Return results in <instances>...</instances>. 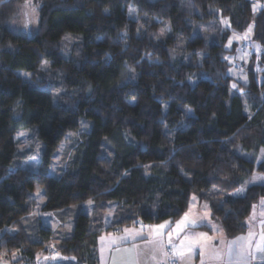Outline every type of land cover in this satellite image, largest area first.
<instances>
[{"label":"trees","instance_id":"trees-1","mask_svg":"<svg viewBox=\"0 0 264 264\" xmlns=\"http://www.w3.org/2000/svg\"><path fill=\"white\" fill-rule=\"evenodd\" d=\"M27 1L36 30L14 33L10 16ZM219 22L215 41L196 29ZM245 32L249 82L231 89L226 58L242 40L228 41ZM66 34L81 40L64 57ZM178 45L188 61L176 54ZM256 53L264 66V0H0V256L8 264H48L37 255L56 253L63 258L57 264H95L101 233L173 225L191 196L209 206L226 238L244 234L264 198V81H255ZM43 61L54 81L17 76L35 75ZM80 118L89 126L79 132L74 158L48 175L51 153ZM32 127L44 145L36 171L13 162L14 133ZM110 142L116 152L108 155ZM250 177L244 195L232 197ZM35 187L45 197L40 212L90 200L93 213L77 214L71 228L29 233ZM109 203L121 217L104 227Z\"/></svg>","mask_w":264,"mask_h":264},{"label":"crops","instance_id":"crops-1","mask_svg":"<svg viewBox=\"0 0 264 264\" xmlns=\"http://www.w3.org/2000/svg\"><path fill=\"white\" fill-rule=\"evenodd\" d=\"M245 189L239 193L237 190L231 196L241 197ZM86 202L93 203L92 211L94 202L90 200ZM202 204L203 202L197 200L173 225L169 220H165L157 225H129L101 233L94 248L95 264H125L129 256L125 249H133L134 246L135 250L141 253V264H169L171 260L174 264H202V251L204 253L203 264H264V198L253 207L247 219V231L231 239L226 238L220 224L211 219L209 206L206 204L208 207L206 209ZM115 209L116 204L114 203L112 209L114 213ZM64 211L40 212L38 210L31 215L32 217L25 218V221L33 218L34 214H54L56 212L60 214ZM186 214L187 219H185ZM113 220L114 216L107 225L103 224V226H108ZM64 221H60L57 228L62 227ZM181 221L184 223L178 228L177 224ZM193 221L195 224L192 223ZM72 224V222L67 223L68 228H71ZM159 225L166 226L159 229ZM125 229L129 231L126 232ZM157 232L160 235H157ZM199 233H205L206 239L192 243V239L196 238ZM172 246L176 247V252H173ZM229 247L232 250L231 255H229ZM180 251H183V256L179 255ZM164 252L167 255H164ZM216 252L221 253V259L210 258ZM153 255L156 257L155 260L151 259ZM0 264H8V262L0 256Z\"/></svg>","mask_w":264,"mask_h":264},{"label":"rangeland","instance_id":"rangeland-1","mask_svg":"<svg viewBox=\"0 0 264 264\" xmlns=\"http://www.w3.org/2000/svg\"><path fill=\"white\" fill-rule=\"evenodd\" d=\"M259 5L254 3L252 5V12L255 14L259 10ZM216 24H210L205 26L206 31H202L201 28H196L201 35L210 38L212 41L217 40L219 33L221 32L219 29L220 22ZM221 25H224L223 21ZM9 29L14 33H32L36 30L37 27V14L35 7L33 6L31 1H27L20 5H17L14 13L10 16V21L8 23ZM203 28V29H204ZM163 33H161V36ZM81 40L80 35L74 34H66L60 44L61 54L66 57L69 55L71 51V47L74 43H77ZM242 40V41H241ZM235 41H241L239 43L237 50L234 54L228 56L226 58L228 62L227 75L232 78L230 83V88L235 89L237 84H248V75H247V67L249 66L248 59L249 54L248 50L245 47L249 46L250 41V32H245L241 35H237L235 33H231L228 41V47L231 43ZM251 49L250 47L248 48ZM250 52V51H249ZM176 54L178 56L183 55L184 60L188 61L187 57L183 54V47L178 45L176 47ZM50 62L43 61L39 67V70L35 73V75H31L30 72L17 70L16 74L23 81H27L28 83L38 84L40 81H54V73L50 69ZM197 70L200 71V61L197 62ZM252 70L255 76V81L261 85L264 81V66L260 63V54L256 53V57L254 58V64L252 66ZM235 85V86H234ZM240 92L241 90L238 89ZM261 93H264V87L261 90ZM61 92V91H59ZM190 115V112H189ZM89 122L83 118L79 119V127L77 130L68 131L61 141L58 143L56 148L50 155V158L45 166L48 175L55 177L58 176L64 169H66L71 161L74 158L76 147L78 146L79 141V132L88 128ZM34 127L27 129H20L14 133L15 137V157L13 159L14 167L24 168L30 171H36L39 169L40 165H42V153L44 145L41 141L37 139H33ZM105 152L110 155L116 152V146L114 143H108V146L105 147ZM246 157V155H245ZM252 177L247 179L245 183L238 189V193L241 190H244L248 185L251 184ZM33 196L37 202V206L35 212L39 210L40 206L44 202V194L43 190L39 187H35L33 190ZM197 199L195 196H191L189 206L195 204ZM113 204L109 203L107 209L105 210L103 216V224L107 225L114 216L115 220L120 219L121 214L113 212ZM93 206L92 202H84L78 205L75 208L67 209L64 212L57 214L58 212L51 213H38L34 214L33 218L27 220L26 230L29 233H32L39 226L47 227L51 230H54L59 226L60 221H64L62 228L67 229L69 222H74L77 214L80 212L86 214H92L91 211ZM188 206V208H189ZM204 208H208L205 203L202 204ZM187 208V209H188ZM91 212V213H90ZM219 224V223H218ZM73 226V224H72ZM39 259L47 260L48 264H57L60 263L63 258H61L56 253H39L37 255Z\"/></svg>","mask_w":264,"mask_h":264},{"label":"snow or ice","instance_id":"snow-or-ice-1","mask_svg":"<svg viewBox=\"0 0 264 264\" xmlns=\"http://www.w3.org/2000/svg\"><path fill=\"white\" fill-rule=\"evenodd\" d=\"M234 86H235V85H234ZM185 219H187V214H186V216H185ZM166 223H167V222H166ZM183 223H184L183 221L178 222L177 227L179 228ZM192 223L195 224L194 221H193ZM165 226H166V225H159L158 228H159V229H163V228H165ZM125 231L128 232L129 230H128V229H125ZM157 235H160V233L157 232ZM185 239H189V238H188V237H185ZM202 239H206V234H205V233H199V234H197V237H196V238H193L191 242H192V243H198L199 240H202ZM238 239H240V238H238ZM182 243H183V242H182ZM233 243H234V242H233ZM169 244H171V240H169ZM202 247H203V246H202ZM172 250H173V252H176V251H177V249H176L175 246H172ZM125 251L129 253V256H128V258H127L125 264H141V253H140L139 251H136V250H135V246H134L133 249H125ZM161 251L163 252V249H161ZM231 253H232V250H231V247H229V255H231ZM163 254H164V255H167L166 252H164ZM179 255L183 256V251H180V252H179ZM203 256H204V253H203V251H202V252H201L202 264H203ZM210 258H214V259L219 260V259H221V253H220V252H216V253H215L212 257H210ZM151 259L155 260V259H156L155 255L151 256Z\"/></svg>","mask_w":264,"mask_h":264},{"label":"built area","instance_id":"built-area-1","mask_svg":"<svg viewBox=\"0 0 264 264\" xmlns=\"http://www.w3.org/2000/svg\"><path fill=\"white\" fill-rule=\"evenodd\" d=\"M169 264H174V261H172V260H171V261H169Z\"/></svg>","mask_w":264,"mask_h":264}]
</instances>
